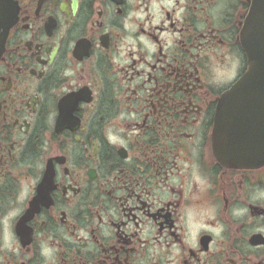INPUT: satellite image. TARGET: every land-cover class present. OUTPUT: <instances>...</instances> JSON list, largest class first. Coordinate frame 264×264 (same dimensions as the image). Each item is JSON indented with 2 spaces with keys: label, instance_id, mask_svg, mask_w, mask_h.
<instances>
[{
  "label": "flooded vegetation",
  "instance_id": "1",
  "mask_svg": "<svg viewBox=\"0 0 264 264\" xmlns=\"http://www.w3.org/2000/svg\"><path fill=\"white\" fill-rule=\"evenodd\" d=\"M252 0H0V264H264V163L219 106Z\"/></svg>",
  "mask_w": 264,
  "mask_h": 264
},
{
  "label": "water",
  "instance_id": "2",
  "mask_svg": "<svg viewBox=\"0 0 264 264\" xmlns=\"http://www.w3.org/2000/svg\"><path fill=\"white\" fill-rule=\"evenodd\" d=\"M251 30L258 38L264 35V0H252ZM263 39L253 40L251 47L260 45ZM251 57L247 74L224 94L219 106V127L227 136L224 143L233 144L231 159L243 165L257 166L264 163V54Z\"/></svg>",
  "mask_w": 264,
  "mask_h": 264
}]
</instances>
